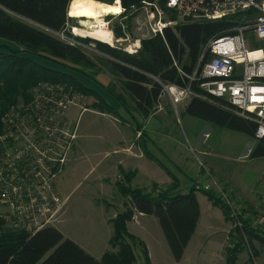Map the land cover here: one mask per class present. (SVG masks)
Segmentation results:
<instances>
[{
	"label": "trees",
	"instance_id": "trees-1",
	"mask_svg": "<svg viewBox=\"0 0 264 264\" xmlns=\"http://www.w3.org/2000/svg\"><path fill=\"white\" fill-rule=\"evenodd\" d=\"M143 1L154 0H120L124 8L122 16L125 14L128 17L114 25L112 30L116 36L123 34L121 23L131 28L136 11L130 14L126 12L130 8L141 7ZM158 1L162 7L165 5V0ZM69 2L0 0V37L20 46L8 50L0 48V132L3 114L18 102L30 101L34 89L41 83L65 85L82 96H91L93 108L116 113L95 89L86 87L76 75L65 69L71 63L96 74L100 66H106L112 75L122 80L123 89L133 101L135 111L142 117L147 118L159 101L161 83L189 86L193 94L185 105L187 114L207 121L214 127L236 130L252 137L256 142L248 156H264V136L255 137L256 123L236 114L230 103L207 94L198 86L199 81L188 77L211 56L207 52L205 59L199 62L202 45L214 36L231 32L240 22V14L214 20L178 22L165 28L163 35L141 39L140 48L135 53H128L102 41L73 35L69 25L71 17L67 14ZM170 16L175 18L174 13ZM55 33H62L65 38ZM92 42L107 57L94 60L87 55L82 45ZM44 59L55 65H48ZM69 68L82 71L70 65ZM108 88L128 111L122 94ZM142 125L138 123L135 126L140 130L138 138L146 139L148 133L142 129ZM119 171L121 178L116 185L127 196L128 202L125 209L113 219V234L109 239L112 250L105 251L97 259L75 241L65 237L55 226H46L30 233L7 226L0 217V264H151L145 243L127 229V222L136 212L153 214L158 218L168 247L178 261L199 218L196 190L203 191L214 205L220 206L226 219L232 223L236 219L241 220V227L235 224L231 228L232 245H226L227 264H236L237 256L244 248L252 256L257 255L254 241H258L264 249V230L252 227L244 211L233 210L228 199L210 188H196L195 182L188 192L182 193L177 179L173 177L165 188L145 191L132 187V170L119 167ZM135 246L140 248L138 255Z\"/></svg>",
	"mask_w": 264,
	"mask_h": 264
},
{
	"label": "rangeland",
	"instance_id": "rangeland-1",
	"mask_svg": "<svg viewBox=\"0 0 264 264\" xmlns=\"http://www.w3.org/2000/svg\"><path fill=\"white\" fill-rule=\"evenodd\" d=\"M99 1H118L122 7L120 0ZM154 2L159 3L158 0ZM140 10V7L130 8L126 13L136 11L135 16L142 14ZM122 15L108 14L103 17L113 34L112 29L123 19ZM134 20L132 18V23ZM69 25L73 35L98 40L73 32V26L82 25L80 19L71 17ZM55 35L65 38L62 33ZM17 47L20 46L16 42L0 37L1 50ZM248 47H260L264 53V38L254 41L248 39ZM82 49L94 60L107 57L96 49L93 42L82 45ZM260 54L261 51L251 53L252 56ZM45 62L50 66L55 65L49 60ZM69 65L81 66L68 63L65 69L76 75L83 85L95 89L116 113L93 108L90 104L93 98L86 95L78 96L76 103L66 110L68 123L75 125L77 138L74 150L70 152V160L74 155L71 168H68L69 161L57 179L61 194L67 199L61 220L55 227L65 237L75 241L97 259L105 251L112 250L109 239L113 234V219L125 209L128 202L127 196L116 185L121 178L119 168H116L117 157L125 170L134 172L132 187L153 192L165 188L173 177L177 179L182 193L188 192L195 182L200 187L207 185L216 194L228 199L233 210L244 211L252 227L264 230V156H248L255 139L236 130L214 127L207 121L187 114L185 105L190 97L173 106L169 96L164 94L150 115L144 118L135 111L133 101L122 87V80L112 75L106 66H100L99 72L95 74L83 67L80 68L83 72L75 71ZM108 87L122 94L128 111ZM138 123L146 125L152 137V141L142 138L138 143L141 153H144L141 158L135 159V152L139 149L133 144L124 155L114 152L119 141L135 139L137 131L134 128ZM195 194L200 214L186 250L185 258L188 260L176 261L174 257L167 259L166 251L169 255L171 252L155 215L139 216L135 213L127 222L128 231L145 243L151 264H227L226 245L232 244L231 228L235 224L241 227V220L236 219L232 223L226 219L221 207L214 205L203 191L196 190ZM254 247L258 251L257 255L252 256L244 248L238 254L236 264H264L263 247L258 241H254ZM139 249L135 246L137 255ZM195 250L201 262L192 260Z\"/></svg>",
	"mask_w": 264,
	"mask_h": 264
},
{
	"label": "built area",
	"instance_id": "built-area-1",
	"mask_svg": "<svg viewBox=\"0 0 264 264\" xmlns=\"http://www.w3.org/2000/svg\"><path fill=\"white\" fill-rule=\"evenodd\" d=\"M140 9L142 14L133 16L131 28L121 23L122 35L110 31L112 46L135 53L141 39L163 35L165 28L178 22L214 20L236 14L243 17L231 32L214 36L202 45L199 62L207 52L211 56L188 77L199 81L198 86L207 94L230 103L236 114L254 121L255 137L262 138L264 53L260 47L249 48L248 39L264 38V0H165L163 7L154 1H143ZM123 12L122 7L119 14ZM172 13L175 18L170 16ZM255 51L261 54L250 56ZM161 85L160 97L167 94L173 106L193 94L189 86ZM78 96L82 95L65 85L41 83L30 101L18 102L3 114L0 217L7 226L33 233L55 226L61 220L67 197L62 196L57 179L70 161L77 138L66 110L76 103ZM199 187L197 183L196 188Z\"/></svg>",
	"mask_w": 264,
	"mask_h": 264
},
{
	"label": "bare ground",
	"instance_id": "bare-ground-1",
	"mask_svg": "<svg viewBox=\"0 0 264 264\" xmlns=\"http://www.w3.org/2000/svg\"><path fill=\"white\" fill-rule=\"evenodd\" d=\"M121 10L122 7L118 1L107 3L99 0H70L68 16L80 19L82 24L73 26L75 34L91 36L102 42L113 44L111 32L103 17L108 14H119ZM250 56H252L251 53Z\"/></svg>",
	"mask_w": 264,
	"mask_h": 264
},
{
	"label": "crops",
	"instance_id": "crops-1",
	"mask_svg": "<svg viewBox=\"0 0 264 264\" xmlns=\"http://www.w3.org/2000/svg\"><path fill=\"white\" fill-rule=\"evenodd\" d=\"M143 127H142V129L143 130H146V132H147V130H148V128L146 127V125H142ZM134 130H135V132L137 131V134L135 135V139H133V140H129L128 142H126V141H124V140H121V141H119V143H118V145H117V148H114L113 149V151L115 152H118V153H120L121 155H124V154H126L125 152H128L129 151V147H131V145L133 144L134 146H136L138 149H139V146H138V143H140L141 142V139L140 138H138V135L140 134V130H138V129H136V127L134 128ZM148 133V136L146 137L147 139H149V140H151L152 141V137H151V135H150V132H147ZM144 141H147L146 139L144 140ZM137 150V149H136ZM134 152H135V150H134ZM135 154H136V157H135V159L137 158V159H139V158H141V156H142V154H144V153H141V150L139 149V150H137L136 152H135ZM120 156V155H119ZM117 159H118V163H117V167L116 168H119V167H122V168H124L123 166V163H122V161L117 157ZM133 159H134V157H133ZM73 161H74V155H73V158H72V160H70V162L68 163V168H71V163H73ZM127 167H129V166H127ZM125 169V168H124ZM135 170V169H134ZM136 214H138L139 216L140 215H142V213H139V212H136ZM190 241H191V238H190V240L188 241V243H187V245H186V247H185V249H184V252H183V255H182V257L180 258V260H178V261H184L185 259H187V258H185V255H186V250H187V248H188V246H189V243H190ZM168 246V245H167ZM171 252V251H170ZM150 254H151V252H150ZM166 257H167V259H171L172 257H173V255H172V253H171V255H169L168 254V252L166 251ZM194 259H196L198 262H201V257L199 256V254H198V251L197 250H195V256L192 258V260H194ZM188 260V259H187ZM191 260V261H192ZM188 262V261H187ZM190 262V261H189Z\"/></svg>",
	"mask_w": 264,
	"mask_h": 264
},
{
	"label": "water",
	"instance_id": "water-1",
	"mask_svg": "<svg viewBox=\"0 0 264 264\" xmlns=\"http://www.w3.org/2000/svg\"><path fill=\"white\" fill-rule=\"evenodd\" d=\"M68 6H69V4H68ZM67 12H68V8H67Z\"/></svg>",
	"mask_w": 264,
	"mask_h": 264
}]
</instances>
